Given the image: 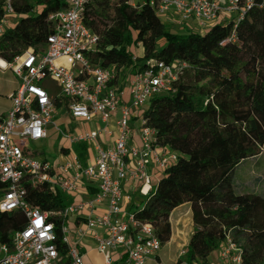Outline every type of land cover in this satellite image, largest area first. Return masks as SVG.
I'll list each match as a JSON object with an SVG mask.
<instances>
[{
  "label": "trees",
  "instance_id": "trees-1",
  "mask_svg": "<svg viewBox=\"0 0 264 264\" xmlns=\"http://www.w3.org/2000/svg\"><path fill=\"white\" fill-rule=\"evenodd\" d=\"M0 0V20L6 13ZM18 20L0 34V59L10 63L28 48L44 51L53 32L48 16L66 7L65 0H9ZM245 0H239L243 6ZM83 23L98 37L91 62L115 73L143 71L150 59L167 65L185 63L173 91L154 95L140 111L156 131L157 142L178 155L163 170L148 197L136 198L137 220L150 222L162 244L171 235L170 212L189 203L193 231L185 259L205 264L229 237L240 248L242 264H264V195L236 189L235 168L264 152V7L253 0L243 16L214 22L203 32L170 30L148 0H90ZM140 47L141 55L135 47ZM131 78V77H130ZM130 82V80H128ZM56 108L67 105L54 98ZM1 119V117H0ZM86 164L85 143L71 145ZM65 153L69 148H61ZM46 160V159H44ZM4 184L0 182V195ZM27 200L46 211H58L77 195L46 186L28 190ZM56 244L62 219L52 216ZM24 217L0 213V241L9 243ZM122 258L109 264H121Z\"/></svg>",
  "mask_w": 264,
  "mask_h": 264
},
{
  "label": "built area",
  "instance_id": "built-area-1",
  "mask_svg": "<svg viewBox=\"0 0 264 264\" xmlns=\"http://www.w3.org/2000/svg\"><path fill=\"white\" fill-rule=\"evenodd\" d=\"M66 7L48 16L53 32L47 37L44 51L28 48L4 68L18 79L17 88L9 95L10 108L0 119V213L20 212L23 226L15 230L9 243L0 241V264H85L81 241L91 235L96 250L109 264L118 251L121 264H145L156 255L162 243L150 222L136 219L134 198L125 192V184L134 185L135 193L148 197L154 190V175L177 160V153L157 142L156 131L145 124L140 114L157 94L172 92V83L185 63L167 65L150 59L143 71L131 75L128 100L121 93L110 68L91 62L88 53L95 51L98 37L82 21L90 0H65ZM264 7V0H260ZM159 16L173 10L180 24L190 19L200 26L215 21L221 11L234 14L238 21L253 0H148ZM13 10L6 1V13L0 20L4 31ZM55 82L58 93L47 91V83ZM67 99V110L74 119L103 124L96 129L72 134L60 131L69 143H85L89 157L84 164L71 147L59 150L51 161L39 159L30 152L28 143L47 136L56 112L54 98ZM121 101V103H120ZM119 110L116 134L109 146L99 141L102 132L111 134L109 121ZM138 144L132 142L133 136ZM158 175V176H157ZM160 175V176H159ZM156 181V182H157ZM46 186L56 188L78 199L58 211L41 210L27 200L28 190ZM132 204V207L128 206ZM101 210L100 212H98ZM52 216L62 219L61 239L64 253L56 241V225ZM79 219L78 223H74ZM218 263L242 264L240 248L229 237L218 249Z\"/></svg>",
  "mask_w": 264,
  "mask_h": 264
},
{
  "label": "crops",
  "instance_id": "crops-1",
  "mask_svg": "<svg viewBox=\"0 0 264 264\" xmlns=\"http://www.w3.org/2000/svg\"><path fill=\"white\" fill-rule=\"evenodd\" d=\"M223 0H221V3ZM223 4V3H222ZM13 14V13H12ZM15 14V13H14ZM230 17H234V14H228L224 11H221L217 17V19L211 23H209L207 26H200L195 20L190 19L185 23L180 24L178 22V17L176 13L173 10H170L166 15V21H167V26L170 30L178 33H183L187 31H192V32H203L206 30L210 25H212L214 22L221 21L224 22L225 20L229 19ZM18 19H15L13 16L10 18H7V23L6 24H13L17 21ZM12 25V26H13ZM9 26V27H12ZM4 61V60H3ZM5 62V61H4ZM6 63V62H5ZM7 68H4V66L0 65V70H6ZM12 72V71H11ZM130 77H127V85L124 86L123 88L121 87L118 89L121 93V100L122 101H127L128 100V86H129V81ZM120 80L121 77H118L116 79L117 81V87L120 85ZM18 85V79L12 72V78H10L8 84L4 88L1 96H0V117L4 116L5 113L8 111L10 108V99L9 95L17 88ZM121 103V101H120ZM70 115L67 110V105H61L60 108H56L55 112V117H67ZM120 112L119 110L115 113V115L112 117V119L109 121V130L111 131V134H106L101 131L99 134V141L102 142L103 147H107L111 144L115 134H116V125L115 121L119 117ZM86 124L89 125L88 128H83V127H76L73 132H70L72 134H77L81 132H86L90 131L93 129H96L98 127H102L103 124L100 123L97 119H94L90 122L84 121ZM132 142L135 144H138V138L136 135L133 136ZM61 148H68V147H61ZM60 148V149H61ZM156 175L153 176L152 178V183L156 185L157 178L155 177ZM158 176V175H157ZM160 176V175H159ZM160 178V177H159ZM159 180V179H158ZM134 185L131 183H126L125 184V192L130 193L133 195L134 198V204L136 203L135 199L141 198L135 193ZM129 208L132 207V204L128 206ZM99 210L98 212H100ZM133 211V209H131ZM79 219H76L74 223H78ZM169 222L171 226V235L170 238L167 242L162 244L160 250L156 255H153L147 259L145 264H160L162 260H165L167 262L173 263V264H187L186 259H185V252L187 249V244L189 237L193 231V221H192V212H191V207L189 203H183L177 207H175L169 215ZM80 250L84 255V263L85 264H94L92 262V258H100V263L99 264H104L103 263V257L98 251L96 250V242L94 238L91 235H87L80 244ZM112 259L114 261L119 260L120 256L118 251H114L112 253ZM219 256H218V249L215 250L214 252L211 253V255L208 257L207 262L210 263H218Z\"/></svg>",
  "mask_w": 264,
  "mask_h": 264
},
{
  "label": "rangeland",
  "instance_id": "rangeland-1",
  "mask_svg": "<svg viewBox=\"0 0 264 264\" xmlns=\"http://www.w3.org/2000/svg\"><path fill=\"white\" fill-rule=\"evenodd\" d=\"M136 4L138 0H132ZM14 17L18 19L17 14H9L8 18ZM161 20L167 25L165 15L160 16ZM13 24H5L4 29L12 26ZM168 27V26H167ZM136 54L141 55L140 47L136 46ZM125 74L121 76L120 85L118 89L121 91V87L127 85V77L130 76L126 71ZM10 78H12L11 69L0 70V96L8 84ZM117 85V81L113 82ZM47 91L51 94L58 93V87L55 82L47 83ZM53 122L58 126L54 128L49 125L47 128V136L40 141H32L28 143V148L34 156L39 159H46L48 161H53L58 157V153L61 147H71L69 141L62 136L60 131L73 132L76 127L88 128L89 125L86 124L81 119H74L70 115L67 117H53ZM234 183L236 189L244 192H253L255 194L264 195V152H260L254 157H250L243 162H241L234 171ZM94 264L100 263V258H92ZM147 264V263H146ZM160 264H173L162 260Z\"/></svg>",
  "mask_w": 264,
  "mask_h": 264
},
{
  "label": "bare ground",
  "instance_id": "bare-ground-1",
  "mask_svg": "<svg viewBox=\"0 0 264 264\" xmlns=\"http://www.w3.org/2000/svg\"><path fill=\"white\" fill-rule=\"evenodd\" d=\"M0 65L1 66H4L5 65V62L2 59H0Z\"/></svg>",
  "mask_w": 264,
  "mask_h": 264
}]
</instances>
